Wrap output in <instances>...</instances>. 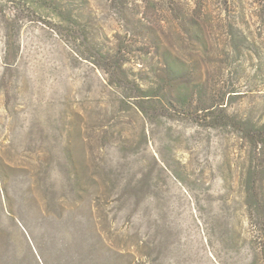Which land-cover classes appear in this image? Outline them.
I'll list each match as a JSON object with an SVG mask.
<instances>
[{"label": "rangeland", "instance_id": "1", "mask_svg": "<svg viewBox=\"0 0 264 264\" xmlns=\"http://www.w3.org/2000/svg\"><path fill=\"white\" fill-rule=\"evenodd\" d=\"M67 1L74 29L0 0V264H264V170L235 120L264 119V0H235V35L207 27L231 0ZM199 1V35L162 34V8Z\"/></svg>", "mask_w": 264, "mask_h": 264}, {"label": "trees", "instance_id": "2", "mask_svg": "<svg viewBox=\"0 0 264 264\" xmlns=\"http://www.w3.org/2000/svg\"><path fill=\"white\" fill-rule=\"evenodd\" d=\"M6 1L9 5L12 6L15 13H18L23 10L30 11L31 8H33L36 4L39 5L40 9H43L44 11H48L51 16L54 17V19L58 20L59 23H68L70 25L71 29L76 28L75 26L79 23V15L78 12L72 7L71 3L67 0H2ZM163 3H165L162 0ZM190 4H170L165 9L162 8L165 12V14L170 13L168 16H164L163 21H161L160 27H162V34L165 33V30L174 29L175 28L180 32V34L183 35L188 41H190V38L195 35H199L202 32V23L204 22L202 20V16L207 14L211 7L213 8L212 2H194L191 5ZM260 8H257L262 14L264 15V2H260L258 4ZM242 1H226L224 3H221L218 7V17L215 19V23H209L207 26L209 29H220L226 33H229L231 35H235V33L241 32L244 33V30H246L248 27L244 21L236 20V18H233L228 14V11L232 9L240 10L242 9ZM31 18L42 17L43 12L42 10H35L31 12ZM169 18V19H167ZM262 18V17H261ZM204 19V18H203ZM246 24V25H245ZM206 27V29H207ZM161 30V29H160ZM19 33L18 26L17 30H15ZM18 35V34H16ZM144 41L151 40L150 36H145ZM158 39L156 38V41ZM159 44V45H158ZM156 46L160 48L162 46L161 43L158 42ZM19 45H16V40H10V38L4 42V50H5V57L4 62L8 66L12 64L13 56H16L18 52ZM14 53V55H13ZM119 54V53H118ZM161 61H162V75L167 78L168 81L181 79L184 77L185 72V66H181V64H177L178 61L175 59V57L172 56V52L169 50H165L164 52L160 53ZM118 59V56L115 55L111 58L112 62L114 63L115 68H122L125 64L129 63L130 61H116ZM142 62V60H140ZM138 62V61H137ZM180 65V66H179ZM198 96H202V89L199 87L196 91ZM232 94V93H231ZM185 100V98H182V101ZM180 102V105L184 108L185 105L189 104V100L187 104L184 102ZM183 103V104H182ZM225 104L220 103L219 107L220 109H225ZM216 110V106H211L207 108H201L198 109V112H205V113H211ZM221 117L215 118L216 120H219ZM236 118V119H235ZM234 119L236 120V125L240 126V134L241 138L248 142L250 146L253 149V152L255 153L256 157L258 158V161L261 162V166L264 170V119H252L249 120L245 116H237ZM218 122V121H217ZM219 126L227 127V123H219ZM246 186V192L250 194L252 190H254L255 182L252 180L250 173L245 181ZM253 207H255L256 210H258V206L256 203L251 204ZM257 205V206H256ZM1 237V236H0ZM0 260H2L1 254H0Z\"/></svg>", "mask_w": 264, "mask_h": 264}]
</instances>
